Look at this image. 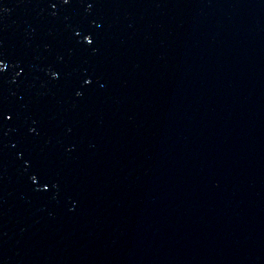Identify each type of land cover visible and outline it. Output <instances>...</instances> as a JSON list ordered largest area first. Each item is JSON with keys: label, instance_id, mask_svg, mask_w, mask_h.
<instances>
[{"label": "water", "instance_id": "water-1", "mask_svg": "<svg viewBox=\"0 0 264 264\" xmlns=\"http://www.w3.org/2000/svg\"><path fill=\"white\" fill-rule=\"evenodd\" d=\"M0 61V264H264V0H0Z\"/></svg>", "mask_w": 264, "mask_h": 264}, {"label": "snow or ice", "instance_id": "snow-or-ice-1", "mask_svg": "<svg viewBox=\"0 0 264 264\" xmlns=\"http://www.w3.org/2000/svg\"><path fill=\"white\" fill-rule=\"evenodd\" d=\"M0 64H3V61H0ZM4 67H5V65H4Z\"/></svg>", "mask_w": 264, "mask_h": 264}]
</instances>
